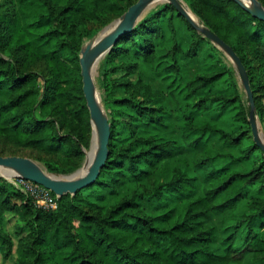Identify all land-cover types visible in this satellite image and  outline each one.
I'll list each match as a JSON object with an SVG mask.
<instances>
[{
  "label": "trees",
  "instance_id": "16d2710c",
  "mask_svg": "<svg viewBox=\"0 0 264 264\" xmlns=\"http://www.w3.org/2000/svg\"><path fill=\"white\" fill-rule=\"evenodd\" d=\"M185 1L242 60L264 122V21L235 0ZM135 2L0 0V140L51 156L45 161L50 172L80 165L92 132L81 49ZM177 20L187 26L190 43L178 46L173 34L167 38L172 47L164 52L161 39L169 30L176 33ZM202 43L216 50L172 3L151 10L120 36L101 71L111 124L106 164L93 184L58 197L50 210L0 176L4 259L11 264H264V151L255 141L248 143L250 105L235 70L221 61L219 70L198 74L177 91L142 76L144 67L156 70L163 56L176 52L171 56L176 59L180 50L188 58L196 55ZM175 66L169 61L166 68L172 73ZM220 81L228 85L213 89ZM197 93L201 97L189 102ZM215 103H221L220 113L238 109L237 128L221 125L218 115L195 120ZM170 118L182 120L173 136ZM152 128L157 136L149 133ZM128 182L136 184L129 195L104 203L99 190L116 194ZM147 203L170 208L160 216L149 212ZM8 214L19 221L17 241L5 229Z\"/></svg>",
  "mask_w": 264,
  "mask_h": 264
},
{
  "label": "water",
  "instance_id": "95a60500",
  "mask_svg": "<svg viewBox=\"0 0 264 264\" xmlns=\"http://www.w3.org/2000/svg\"><path fill=\"white\" fill-rule=\"evenodd\" d=\"M154 0H138L131 5L118 19H115L106 27L115 22L113 27L102 38L91 39L85 46L82 47L80 53V63L82 68L83 92L87 101V106L90 112L92 123L93 136L97 134V148L92 157L90 166L87 172L76 177L75 174L81 169L70 174L57 175L49 172L46 168L40 165L35 160L23 156H1L0 167L9 169L12 172L11 177L0 175L11 182H15L16 177H23L39 183L46 188L52 190L58 197L64 194H75L78 190L93 184L98 178L101 169L106 164L109 156V139L111 136V124L106 114L105 108L97 103L95 99V84L91 76V68L94 63L101 57L106 55L114 45L117 44L120 36L132 31L137 23L143 18L148 5ZM245 10L264 21V5L259 0H235ZM178 11L186 17V19L196 28L197 31L211 40L214 44L224 49L227 54L233 59L237 70L240 74L248 104L250 105L249 122L252 128V133L255 143L264 151V141L261 137L260 125L256 113V104L250 85V78L245 66L234 49L227 44L218 34L210 28L195 21L189 14V9L185 6L182 0H168ZM85 161L87 160V149ZM85 163V162H84Z\"/></svg>",
  "mask_w": 264,
  "mask_h": 264
},
{
  "label": "rangeland",
  "instance_id": "374dc122",
  "mask_svg": "<svg viewBox=\"0 0 264 264\" xmlns=\"http://www.w3.org/2000/svg\"><path fill=\"white\" fill-rule=\"evenodd\" d=\"M138 1V0H137ZM185 4V6L191 10L195 16L198 18L199 22L201 24H203L201 18L189 7V5L187 4V2L185 0H182ZM261 1V0H259ZM166 3H170V2H166ZM262 3V2H261ZM164 4V3H163ZM263 4V3H262ZM162 4L151 8L150 10H148L147 12L144 13V16L150 12L151 10H156L158 9ZM143 16V17H144ZM168 17V16H167ZM120 18H114L112 21H114L115 19ZM176 20V19H175ZM111 21V22H112ZM111 22H109L108 24H110ZM102 26L100 28V30L97 32V34H95V36H93L92 38L88 39L85 41V43L83 44V46H85L91 39L99 36V34L106 29L107 25ZM166 25L168 24V18L167 21L165 23ZM175 25V31L176 33H173L171 30H169L171 33L168 32V34L165 36V38H162L161 40H163L162 42H165L166 44L163 45L165 50L164 52H168L169 48L172 47V45L170 46L171 40H167V38L171 37L173 34H175L174 36V43L178 44V46L183 45L184 47H186L191 40V36L189 31L187 30V26L184 25L182 22L180 21H176V23H174ZM167 27V26H166ZM96 38V39H97ZM216 50L211 49L210 46L207 43H202L200 45V47H198V52L196 55L191 56L190 58L186 57L183 53V51H178L177 52V58L176 59H171V56H173L175 53L170 54L169 57L163 56V62L160 63V65L158 66V68L152 69L150 71L147 70L146 67H144L143 72H142V76L146 78V80L150 81L154 86L156 87H161V86H169L177 91L179 90L184 84H186L189 80H191L194 76L198 75V74H205L211 71H215V70H219L221 68V63H227L230 66H232V68L235 70L236 73V80L238 82V84L241 87V91L244 97V101L245 103H247V96H246V92L240 77V74L237 70L236 64L233 61V59L227 54V52L222 49L221 47H219L217 44H215ZM109 53V52H108ZM108 53L106 55L103 56V58L100 61L99 64V70H98V75H97V87L100 90L101 93V97H102V101L104 104V108L106 111V114L108 116V118H110L108 111L105 107V102H104V97L102 94V88H101V71L104 68V64L108 61ZM169 54V53H168ZM176 60V61H173ZM174 62V65H176L175 67H177V70H175L174 72H169V70L166 68L168 62ZM222 61V62H221ZM167 63V64H166ZM166 64V65H165ZM228 83L227 81H220L219 83H217L213 89H217V90H221V88H223L224 86H227ZM214 92V90L212 91ZM201 97V94L197 93L196 97H194L191 101V103H194L197 99H199ZM261 102L263 105V109H264V96L261 97ZM221 103H215V104H210L209 105V109L208 110H204L201 111L199 114H196L195 116V120L196 121H204L207 120L209 118H212L213 116L218 115V119H219V123L221 125L226 126L227 128H237L238 127V123L236 121L237 117H236V113L238 111V109L235 108L232 110H228L225 111V113H220V111H218L221 108ZM237 108H239V103L236 105ZM188 111V110H187ZM173 114V113H172ZM177 114V113H176ZM192 114H195V111H192ZM177 116V115H174ZM258 117V121H259V125H260V131L261 133L264 135V122L261 121L259 115L257 114ZM170 128H169V135L173 136V134H175L176 129L178 130L180 125L182 124V120L181 118L179 119H174L173 121L170 118ZM243 124V129L247 128L248 129V124L242 122ZM150 134H156L157 136V130L155 128H152L149 132ZM159 134V133H158ZM248 143L249 145H252V142L254 141V137H253V133L250 132L248 134ZM92 142H93V132H91V138H90V145L89 148L87 149V152L89 151V149L92 146ZM215 144V143H214ZM247 144V143H246ZM221 146V145H220ZM218 146V147H220ZM85 152V151H84ZM259 156V152L257 153ZM0 155L1 156H23V157H28L31 158L33 160H35L36 162H38L40 165H42L44 168L47 169L46 165H45V161L52 159L51 156L46 155L45 153L41 152V151H37V150H32V149H27V148H18L16 146H13L9 143H6L2 140H0ZM85 157H86V153L85 156L83 158V160L81 161L80 165L78 167H76L74 170L70 171V172H66V173H54L57 175H64V174H70L74 171H76L77 169L81 168L85 162ZM48 170V169H47ZM50 172V171H49ZM75 175L79 176L80 172L78 171ZM135 183L134 182H128L123 189H121L118 193L116 194H112L109 193L108 191H102L99 190V195H103L105 196V200L104 203L105 204H111L116 202L120 197L125 196V195H129L135 187ZM90 192V191H89ZM88 192V193H89ZM92 200H96V196H92L91 197ZM145 204V203H144ZM159 206V203H154L152 205L148 204L146 205V209L151 212V213H155V214H159L160 216H162L165 213H168V210L170 208V206L166 209H157V207ZM178 216V215H176ZM175 216V219L177 218ZM17 223H19L18 219L16 216H13L12 214H8L5 217V229L6 231L11 234L13 236V238L15 239V241H17V239L19 238V235L17 233ZM28 231V228L25 229V232ZM12 261L10 259H4L1 252H0V264H11Z\"/></svg>",
  "mask_w": 264,
  "mask_h": 264
},
{
  "label": "bare ground",
  "instance_id": "6f19581e",
  "mask_svg": "<svg viewBox=\"0 0 264 264\" xmlns=\"http://www.w3.org/2000/svg\"><path fill=\"white\" fill-rule=\"evenodd\" d=\"M166 2H168V0H154L148 5L145 12H147L148 10H150L153 7H156V6L163 4V3H166ZM189 14L195 21H199L198 18L195 16V14L191 10H189ZM114 24H115V22L113 24H111L110 26H108L106 29H104L99 34L97 40L102 38L106 33H108ZM102 58L103 57H101L97 62L94 63L93 67L91 68V76H92L93 82L95 84V99H96L97 103L103 108L104 104L102 101L101 93H100L99 88L97 87V75H98V70H99V64H100V61ZM261 137L264 141V135L262 133H261ZM96 148H97V134L95 132L94 136H93L92 146L89 149V151L87 152V160L85 161V163L83 164V166L79 170L80 175L79 176L75 175L76 177H80L87 172V170L90 166L92 157L94 156V153L96 152ZM0 175H5L7 177H11L12 172L7 168L0 167Z\"/></svg>",
  "mask_w": 264,
  "mask_h": 264
},
{
  "label": "built area",
  "instance_id": "2783aa9c",
  "mask_svg": "<svg viewBox=\"0 0 264 264\" xmlns=\"http://www.w3.org/2000/svg\"><path fill=\"white\" fill-rule=\"evenodd\" d=\"M14 181L23 192L33 198L34 204L37 207H42L48 210L57 207L58 196L53 195L52 190L23 177H16Z\"/></svg>",
  "mask_w": 264,
  "mask_h": 264
}]
</instances>
